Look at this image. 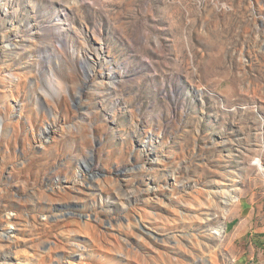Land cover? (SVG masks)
<instances>
[{
  "label": "rangeland",
  "instance_id": "rangeland-1",
  "mask_svg": "<svg viewBox=\"0 0 264 264\" xmlns=\"http://www.w3.org/2000/svg\"><path fill=\"white\" fill-rule=\"evenodd\" d=\"M75 234L101 264H264V0H0V264Z\"/></svg>",
  "mask_w": 264,
  "mask_h": 264
},
{
  "label": "bare ground",
  "instance_id": "bare-ground-1",
  "mask_svg": "<svg viewBox=\"0 0 264 264\" xmlns=\"http://www.w3.org/2000/svg\"><path fill=\"white\" fill-rule=\"evenodd\" d=\"M9 37H12V36L8 35L5 40H2V43H4V45H5L4 47L7 50H8V48H11V41L9 40ZM13 40L14 39H12V41ZM115 69H116V67L114 65L111 68L110 73L104 72L102 74H104L107 78H111L112 80L116 81V79H118V76H117V73L116 74L114 73ZM10 76H12L10 78V79H12L15 75L13 72H11ZM5 78H7V77H5ZM4 81H6V79H4ZM152 156H154V154ZM255 164H257L263 168V165H262L263 163H262L260 158L256 160ZM73 182L74 183L72 185V188L78 189V187L76 185L77 180L75 179ZM85 184L89 185L87 182H85ZM91 185H92V188L90 187L91 189H89V191H91V192H89V193L94 195L95 197H98L99 195L97 194L98 191L96 189L98 186L96 185V183H92ZM224 192L228 196L229 202L230 201L231 202L236 201V195L231 189H224ZM138 199H140V197L137 195H134L133 193L127 194L128 203H132L133 200H138ZM101 205H102V203H101ZM100 207L103 211L105 210L104 207H102V206H100ZM126 213L127 212L125 211V215H126ZM88 217L94 218L95 220L102 221V222L105 221L103 219L104 214L100 211L99 212L95 211L93 214L92 213L88 214ZM122 218L123 217L110 216L109 220H110L111 227H114V225H115L112 221L115 220V222H116V221L121 220ZM126 219L128 220V225L131 226L130 218H128L126 216ZM153 220L155 222H158L157 218H154ZM10 239H11V237H10ZM9 244H10V247H9L10 250H8V252H5V254L1 253V254H3L1 257L2 261L9 260L11 255H13L12 253L19 252L20 250H23V252H27L28 250L42 249V248H45L47 246H50V248H49L50 250L49 251L47 250V252H43L41 254L39 253L40 254V257L38 258L39 260L33 264H75V261H77V260L79 262L78 264H101L100 259L103 256V254L98 249H96L95 247H92L91 245H89L87 243L86 238H82L78 234L73 235L72 238L68 240L67 244H66V242H63L61 240H52V238L45 239L44 237L35 238L34 236H32L28 239H25L23 241H20V242H15V241L11 240V242ZM62 244L68 245V248L70 247L69 244L75 245V247L74 248L72 247V250L70 251L69 249L65 250L66 249V246H65L64 250L61 249L60 251H57L56 248H58V247L60 248V246ZM53 245H55L56 247L55 246L53 247ZM128 246L131 249L136 248V244L133 241H128ZM198 258L199 259L195 260V262H193V264H208V261L205 258H203V257H201V258L198 257ZM119 260H127V262H128V258H120ZM129 263H126V264H129Z\"/></svg>",
  "mask_w": 264,
  "mask_h": 264
}]
</instances>
